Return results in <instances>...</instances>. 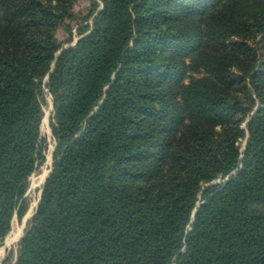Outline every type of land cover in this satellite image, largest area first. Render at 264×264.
I'll return each mask as SVG.
<instances>
[{
    "label": "trees",
    "instance_id": "trees-1",
    "mask_svg": "<svg viewBox=\"0 0 264 264\" xmlns=\"http://www.w3.org/2000/svg\"><path fill=\"white\" fill-rule=\"evenodd\" d=\"M77 1L0 0L3 264H264V0Z\"/></svg>",
    "mask_w": 264,
    "mask_h": 264
},
{
    "label": "rangeland",
    "instance_id": "rangeland-1",
    "mask_svg": "<svg viewBox=\"0 0 264 264\" xmlns=\"http://www.w3.org/2000/svg\"><path fill=\"white\" fill-rule=\"evenodd\" d=\"M91 4V0H78L74 6V12L77 15H81V14H86L88 8L90 7ZM77 21L76 20H72L69 22L70 26L73 29V33L70 34L69 31L65 28V27H61L59 28L58 32H57V39L60 43L64 44V46L70 45L72 43H74L77 39H78V34H77ZM70 39H73V41L71 43H68V41ZM194 75L196 76H201V73H194ZM46 98V104L44 105V109H45V116L43 118V122L41 125V132H42V137L43 139L46 141V149H45V161L44 163L41 165V167L37 170V172H35L32 176H31V184H30V188L28 191V196L31 200V204L29 207V210L27 212V214L24 216V218L22 220L18 219L17 217L14 218L13 220V226H12V230L11 232L8 234V236L6 237V239L3 241L2 244H0V249L4 251V256L1 260V264H3L4 259L9 256L11 253H13L14 257L17 254V247H18V240L21 237V235H23L24 233V229L26 226V219H30L31 216L34 214L38 200L40 198L41 195V190L44 184V180L42 182H39V178L41 177V175L44 172L49 173L51 167H52V162H53V150L55 148V139L53 137V133H52V128H51V116H52V97L49 94H46L45 96ZM244 145V142H242V146ZM48 175V174H47ZM32 210V213L29 217L28 213L29 211ZM15 227H21L22 228V232L19 235V237L17 239H13L10 241V243L8 244V240L12 239L15 236Z\"/></svg>",
    "mask_w": 264,
    "mask_h": 264
},
{
    "label": "bare ground",
    "instance_id": "bare-ground-1",
    "mask_svg": "<svg viewBox=\"0 0 264 264\" xmlns=\"http://www.w3.org/2000/svg\"><path fill=\"white\" fill-rule=\"evenodd\" d=\"M47 174H48L47 172H44L41 175V177L39 178V182H42L44 180V178L47 176ZM31 213H32V210L29 211L27 217H29L31 215ZM21 232H22V228L21 227H15V236L12 239H9L7 243L9 244L11 240L17 239L19 237V235L21 234ZM3 256H4V251L0 249V262H1L2 258H3Z\"/></svg>",
    "mask_w": 264,
    "mask_h": 264
},
{
    "label": "water",
    "instance_id": "water-1",
    "mask_svg": "<svg viewBox=\"0 0 264 264\" xmlns=\"http://www.w3.org/2000/svg\"><path fill=\"white\" fill-rule=\"evenodd\" d=\"M77 41V40H76ZM76 41L74 42V43H72V44H70V45H74L75 43H76ZM70 45H67V46H64L63 48H62V50L63 49H65V48H67V47H69ZM61 52V51H60ZM60 52L58 53V55L60 54ZM52 109H53V102H52ZM245 144H246V141L244 142V145H243V149L245 148ZM54 150H55V148H54ZM54 150H53V152H54ZM52 171V167H51V169H50V171H49V173H48V175L46 176V178L49 176V174H50V172ZM46 178H45V180H44V182L46 181ZM42 191L43 190H41V194H42ZM40 199V198H39ZM37 205H38V203H37ZM35 213V212H34ZM28 221V218L26 219V222ZM26 227V226H25ZM22 236V235H21ZM20 239V238H19Z\"/></svg>",
    "mask_w": 264,
    "mask_h": 264
}]
</instances>
